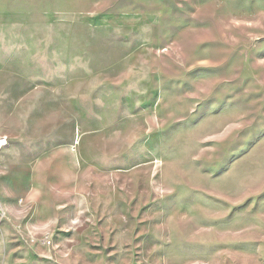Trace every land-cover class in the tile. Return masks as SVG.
<instances>
[{"label": "rangeland", "instance_id": "rangeland-1", "mask_svg": "<svg viewBox=\"0 0 264 264\" xmlns=\"http://www.w3.org/2000/svg\"><path fill=\"white\" fill-rule=\"evenodd\" d=\"M2 135L0 264H264V0H0Z\"/></svg>", "mask_w": 264, "mask_h": 264}, {"label": "crops", "instance_id": "crops-1", "mask_svg": "<svg viewBox=\"0 0 264 264\" xmlns=\"http://www.w3.org/2000/svg\"><path fill=\"white\" fill-rule=\"evenodd\" d=\"M34 147L35 143L30 142L29 140H12L11 150H9V152H1L2 154L0 153V155L3 158H8L9 153L11 167L5 172L7 175V179L13 183L28 182L31 180L39 182V186L38 188H36L35 192L29 195L30 197H41L46 195L47 193L46 185L44 183L45 172L52 171L59 182L68 183L72 180L71 176H68V174H71L73 176L75 171V162L72 159L69 161L66 157H63L62 154L55 153L51 158L49 157L46 159L47 161L44 162V166L42 165L41 168L37 169L31 168V165L28 162L12 163L15 160L24 158L23 154L17 152L18 150L26 149L28 151L29 149ZM27 151L25 153H27ZM66 170L69 172L68 174L66 173Z\"/></svg>", "mask_w": 264, "mask_h": 264}, {"label": "built area", "instance_id": "built-area-1", "mask_svg": "<svg viewBox=\"0 0 264 264\" xmlns=\"http://www.w3.org/2000/svg\"><path fill=\"white\" fill-rule=\"evenodd\" d=\"M7 144V137L4 135L0 136V150H2V148H4ZM34 237H32V241L35 239ZM41 241L47 245H50L52 243L51 236L47 233L43 234Z\"/></svg>", "mask_w": 264, "mask_h": 264}]
</instances>
